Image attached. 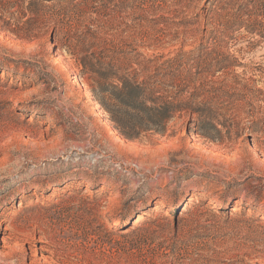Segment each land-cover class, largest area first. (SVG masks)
Returning <instances> with one entry per match:
<instances>
[{"label":"rangeland","instance_id":"obj_1","mask_svg":"<svg viewBox=\"0 0 264 264\" xmlns=\"http://www.w3.org/2000/svg\"><path fill=\"white\" fill-rule=\"evenodd\" d=\"M18 243L264 264V0H0V264Z\"/></svg>","mask_w":264,"mask_h":264},{"label":"bare ground","instance_id":"obj_2","mask_svg":"<svg viewBox=\"0 0 264 264\" xmlns=\"http://www.w3.org/2000/svg\"><path fill=\"white\" fill-rule=\"evenodd\" d=\"M142 216L140 215L139 217H137L136 219H135V221H134V225H137V224H139L141 221H142ZM121 223H117V225H120ZM5 230H8L9 231V236L7 237V238H4V243L6 244V246H7V244H8V242L7 241H10V240H15V239H19L20 241H26L27 243H29V236H24L23 238H19V236H16L15 235V233H13L11 230H10V228H8V227H5ZM37 237V236H36ZM46 237L45 236H42L41 238H40V240H42V241H44L45 243H46ZM26 243V244H27ZM17 247H14V246H10V245H8V247L10 248V250L9 251H7V252H2L1 254L4 256V257H6V258H9V259H13V258H16V256H17V258H18V264H27V261H28V259H26V258H23V259H21L19 256H18V254H20V252L23 250V249H25V244L24 245H21V243H18L17 245H16ZM42 249H45L44 247H41ZM34 251L32 250L31 251V254L33 253ZM52 256H54V254H51ZM42 260H44L47 264H58L56 261H54V260H52L51 258H49L48 256H42ZM31 264H36V261H35V263H31Z\"/></svg>","mask_w":264,"mask_h":264},{"label":"trees","instance_id":"obj_3","mask_svg":"<svg viewBox=\"0 0 264 264\" xmlns=\"http://www.w3.org/2000/svg\"><path fill=\"white\" fill-rule=\"evenodd\" d=\"M166 108H172V107H170V105H168ZM166 108H164V109H166Z\"/></svg>","mask_w":264,"mask_h":264}]
</instances>
